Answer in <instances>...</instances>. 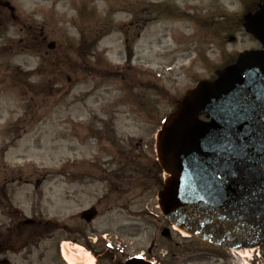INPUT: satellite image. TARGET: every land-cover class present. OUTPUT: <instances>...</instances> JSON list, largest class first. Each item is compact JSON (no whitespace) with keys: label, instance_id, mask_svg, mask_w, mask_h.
Instances as JSON below:
<instances>
[{"label":"rangeland","instance_id":"obj_1","mask_svg":"<svg viewBox=\"0 0 264 264\" xmlns=\"http://www.w3.org/2000/svg\"><path fill=\"white\" fill-rule=\"evenodd\" d=\"M2 1L16 18L0 6V240L14 248L0 260L65 264L69 241L90 246L96 264L141 254L157 264L256 263L174 231L163 237L154 162L161 120L183 95L260 47L243 19L261 0ZM92 206L100 214L87 224L80 215Z\"/></svg>","mask_w":264,"mask_h":264},{"label":"water","instance_id":"obj_2","mask_svg":"<svg viewBox=\"0 0 264 264\" xmlns=\"http://www.w3.org/2000/svg\"><path fill=\"white\" fill-rule=\"evenodd\" d=\"M245 20L262 50L242 54L215 82L189 91L156 143L168 175L159 193L167 220L198 239L235 249L264 241V3ZM202 114L211 121L200 120ZM96 214L92 209L83 216L89 222Z\"/></svg>","mask_w":264,"mask_h":264},{"label":"bare ground","instance_id":"obj_3","mask_svg":"<svg viewBox=\"0 0 264 264\" xmlns=\"http://www.w3.org/2000/svg\"><path fill=\"white\" fill-rule=\"evenodd\" d=\"M175 229L183 236H188L184 231H180L177 228ZM251 252L252 251L249 249L239 250L242 257H250ZM63 256L68 264H94L95 262V257L85 251L81 245L74 244L72 249L69 242L63 244Z\"/></svg>","mask_w":264,"mask_h":264},{"label":"trees","instance_id":"obj_4","mask_svg":"<svg viewBox=\"0 0 264 264\" xmlns=\"http://www.w3.org/2000/svg\"><path fill=\"white\" fill-rule=\"evenodd\" d=\"M258 1V0H257ZM252 3H254V5H251ZM258 5H259V2H256V1H251L250 2V4L247 6V9H248V11H251V12H253V11H256L257 9H258ZM156 164V163H155ZM136 171H138L139 173H141V174H143L144 172H142L139 168L136 170ZM145 174V173H144ZM1 198H0V203H1V199H4L3 197H4V195H3V193L1 194ZM24 224V221H20L19 222V225H23ZM38 224H40V223H38ZM18 225V223H16V225L15 226H19ZM48 225V224H47ZM47 225H43L42 226V223H41V227L39 228V230L41 231L42 230V227H44V228H47L48 226ZM16 228V227H15ZM58 227H56V229H57ZM8 231V232H7ZM6 232L7 233H9V235L10 234H12V233H10L9 232V229L7 230ZM12 237V236H11ZM8 242H12V241H7V242H5V241H2V240H0V253L2 252L3 253V251H7V250H13L14 248H12V247H8L9 245H10V243L9 244H7ZM20 241H18V242H15V243H19ZM22 243H24L23 242V240H22Z\"/></svg>","mask_w":264,"mask_h":264},{"label":"flooded vegetation","instance_id":"obj_5","mask_svg":"<svg viewBox=\"0 0 264 264\" xmlns=\"http://www.w3.org/2000/svg\"><path fill=\"white\" fill-rule=\"evenodd\" d=\"M256 255L255 257L252 258V262H255L257 261L256 263L254 264H258L260 262H264V242L263 244L256 250ZM260 251H263V253L261 254ZM260 258V259H259Z\"/></svg>","mask_w":264,"mask_h":264}]
</instances>
